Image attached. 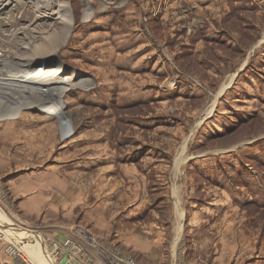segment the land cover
Masks as SVG:
<instances>
[{
  "label": "rangeland",
  "instance_id": "1",
  "mask_svg": "<svg viewBox=\"0 0 264 264\" xmlns=\"http://www.w3.org/2000/svg\"><path fill=\"white\" fill-rule=\"evenodd\" d=\"M64 1L70 25L9 58L84 82L65 118L0 121L5 236L34 243L27 224L140 264H264V0ZM34 247L0 264H46Z\"/></svg>",
  "mask_w": 264,
  "mask_h": 264
},
{
  "label": "built area",
  "instance_id": "2",
  "mask_svg": "<svg viewBox=\"0 0 264 264\" xmlns=\"http://www.w3.org/2000/svg\"><path fill=\"white\" fill-rule=\"evenodd\" d=\"M44 3L50 6L47 12L41 9ZM68 10L70 8L64 0H3L0 2V59L7 60L13 56L11 53L17 46L21 50L24 49L26 42H29V45L39 43L48 34L58 30L57 26L66 27L68 16L65 14ZM63 32L62 29L60 34ZM1 66L0 63V68ZM21 225L30 231H37L36 234L41 236L48 248L47 264L49 262L50 264H140L128 255L119 254L107 246L98 245L95 239H85V234L80 230L53 238L43 234L41 228L37 226ZM2 227L0 224V254L23 260L19 250L23 237L17 239V237L14 238L16 236L14 234L6 237Z\"/></svg>",
  "mask_w": 264,
  "mask_h": 264
},
{
  "label": "bare ground",
  "instance_id": "3",
  "mask_svg": "<svg viewBox=\"0 0 264 264\" xmlns=\"http://www.w3.org/2000/svg\"><path fill=\"white\" fill-rule=\"evenodd\" d=\"M2 1L3 0H0V2ZM41 9L47 12L50 9V6L44 3ZM65 15L68 16L67 23L70 25L71 20L69 16L70 15L69 11H67ZM88 16L89 13H87V15L86 14L83 15L85 19L88 18ZM51 38L54 37L51 36ZM18 54L19 52L14 53V55H18ZM8 59L7 60L0 59V63L2 65L0 68V121L6 119L12 120L16 118L17 115L21 114L20 111L23 109H27L31 111L42 109L45 112H47L49 115H57L65 118L63 115L64 102L62 100L64 96H62V94L63 92H68V90L77 89L78 87L76 85L77 84L83 85L82 82H84V80L79 82L76 80V83L73 82L69 84L68 83L69 81L67 80V76L62 77V72L60 71V69L55 70V67H57L58 65L63 67V69H67L66 66L62 65L58 61L56 62L51 57L47 61L55 62L53 67L54 69L49 68L50 70L49 71L44 69L42 66H40V68H38L39 71L41 69L43 70L40 71L38 74H36V76L33 75V73L25 74V75L22 74V72H24L26 69L32 67L31 60H26L27 61L26 64H29L28 66L25 65L23 62H21L19 59L17 61H13L12 60L13 57L9 59V61ZM86 84L84 85L87 86ZM0 224L1 226H3L2 228L5 229L3 231L5 233L6 232L8 233L9 232L8 229L10 228L6 226H10L12 223L8 225L7 222L5 223V221H3L0 218ZM16 232L17 230L13 231V234L16 235L14 236V238L16 237L17 239L22 238L21 233L17 232L18 233L17 234ZM31 232H34L37 238H35L34 243L26 242L24 244L23 243L20 244L19 250L22 253V257L25 256L29 262H33L32 260H30L29 255L23 249L24 247L30 244L31 246H35L33 249L34 252H36L37 254L41 253L42 259L44 256L45 260L48 261V258L46 256V254L48 255L47 253L48 248L46 247V244L44 243L41 236L36 234L37 231H31ZM41 243L43 244V247Z\"/></svg>",
  "mask_w": 264,
  "mask_h": 264
},
{
  "label": "crops",
  "instance_id": "4",
  "mask_svg": "<svg viewBox=\"0 0 264 264\" xmlns=\"http://www.w3.org/2000/svg\"><path fill=\"white\" fill-rule=\"evenodd\" d=\"M232 1H234V7L236 8V9H238V10H240L241 8H243V3H244V1H246V0H232ZM216 39H219V38H216ZM220 40L223 42V43H227V38L225 37V35L223 36V35H221V38H220ZM212 43V42H211ZM186 89L189 91V87H186ZM34 112H36V111H30V112H25L26 114H34ZM18 116V115H17ZM45 118L47 117V115H43ZM6 120H9V119H6ZM15 120H17V118H14V119H12V120H10V121H15ZM14 125L15 124H17L16 122L15 123H13ZM0 125H2V124H0ZM62 135V134H61ZM133 165V164H132ZM179 164H175V167L176 166H178ZM99 212V214H102L103 213V211H98ZM179 215V214H178ZM96 224H97V226L98 227H100L101 229H106V228H108L109 226H111L112 225V222L109 220V219H107V218H102V217H100V218H98L97 220H96ZM134 250V252L135 253H137V251H139V250H137V248H136V250L135 249H133ZM148 248H147V250H146V253H148ZM143 253H145V251L143 252ZM129 256V255H128ZM138 261V260H137ZM139 262V261H138ZM141 262V261H140Z\"/></svg>",
  "mask_w": 264,
  "mask_h": 264
},
{
  "label": "water",
  "instance_id": "5",
  "mask_svg": "<svg viewBox=\"0 0 264 264\" xmlns=\"http://www.w3.org/2000/svg\"><path fill=\"white\" fill-rule=\"evenodd\" d=\"M13 230H14V231H16V229H15V228H14Z\"/></svg>",
  "mask_w": 264,
  "mask_h": 264
}]
</instances>
